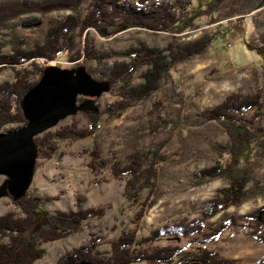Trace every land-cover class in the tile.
Masks as SVG:
<instances>
[{"label": "trees", "instance_id": "1", "mask_svg": "<svg viewBox=\"0 0 264 264\" xmlns=\"http://www.w3.org/2000/svg\"><path fill=\"white\" fill-rule=\"evenodd\" d=\"M82 1L0 0V35L11 37L12 53L11 57L4 56L3 49L9 42L0 40V69L9 66L14 71V80L0 85V133L10 132L5 130L8 125L23 127L27 124L21 107L22 99L37 84L49 62L56 60L60 54L69 55L71 63L95 62V74L110 84V94L117 98L103 109L108 117H113L117 112H125L149 100L170 81L176 66L199 57L210 47L213 42L211 35L194 42H182L179 38L181 34L199 28L198 19L209 16L210 24H216L264 7V0H208L204 8L197 10L193 9L194 0H173L168 3L158 0H92L84 18L71 15L62 20L50 21L38 38L18 36L13 29L16 26L11 24L21 12L45 15L55 7L77 11ZM39 24V20H34L26 27L33 28ZM134 28L171 34L172 41L164 49L140 44L116 54L97 50L91 43L81 40L82 34L88 29L96 31L102 38H111L121 31ZM261 42L256 51L264 57V37ZM123 57L127 60L109 62ZM138 77L141 82L135 83ZM83 100L79 98L78 102ZM83 113L89 123L98 122L97 114L88 110ZM196 116L203 122H216L228 139L225 145L209 144L213 165L197 172L195 184L199 186L214 179H222L227 186L205 202L198 218L190 222L183 220L178 228L184 237L202 235L203 240L210 241L230 226L249 227L250 236L264 245V205L242 217L223 214L213 230L204 232L206 223L221 212L230 207H239L252 197L264 195V186L257 179V172L264 163V90L260 88L251 95L232 93L216 107L196 113ZM170 124L171 121L165 118L159 124L149 120L148 135L154 137L166 133ZM86 135L85 130L78 129L76 122L47 131L34 140L38 158L51 159L58 150L60 140L76 141L84 139ZM178 136L179 150L172 156L160 154V146L146 148L136 138H132L124 159L115 156L104 159L101 147L96 143L88 152V168L94 176H99L103 169L109 168L114 178L124 181V200L136 202L139 191L157 189L158 176L165 165L170 161L183 164L193 154L187 130L179 127ZM253 146L255 151L251 158L244 160ZM146 199L149 201V196ZM52 200L30 197L28 194L20 200H12L15 209L0 216V264H34L45 254L42 244L76 233L86 221L101 218L105 214L103 208H78L73 212L56 211L53 214L38 210L43 201ZM77 202L80 205L84 199L77 198ZM142 211L137 213V218L143 215ZM160 237L157 231L137 242L134 232L122 233L111 244L109 257L102 259L96 252L99 243L96 238L89 245L65 254L56 264H188L193 261L202 264H236L216 250L203 249L194 255L184 253L178 245L153 247ZM257 264H264V259Z\"/></svg>", "mask_w": 264, "mask_h": 264}, {"label": "rangeland", "instance_id": "2", "mask_svg": "<svg viewBox=\"0 0 264 264\" xmlns=\"http://www.w3.org/2000/svg\"><path fill=\"white\" fill-rule=\"evenodd\" d=\"M158 1L168 3L173 0ZM82 2L77 11L55 7L45 15L21 12L11 24L16 26L13 29L18 36L38 38L50 21L62 20L71 15L84 18L92 0ZM207 2L208 0H194L193 9H202ZM34 20H39L41 24L33 28L26 27ZM210 21L209 16L202 17L197 21L199 28L179 36L182 42H194L205 35H211L213 42L210 47L199 57L176 66L170 81L149 100L108 117L103 109L105 105L112 104L117 99L110 91L99 99L87 97L78 104L90 102L91 107L87 110L98 115L99 120L95 123L99 128L94 132L88 131L89 125L93 123H89L84 110L60 121L51 129L76 122L78 129L85 130L87 135L84 139L76 141L60 140L58 150L51 159L37 158L34 177L27 194L30 197L53 199L43 201L38 209L40 212L53 214L56 211L73 212L78 208H103L105 214L101 218L86 221L76 233L58 241L42 244L45 254L34 264H56L65 254L89 245L90 241L96 238L99 239L96 248L98 257L107 258L111 253V244L116 242L122 233L134 232L136 241L141 242L157 231L161 237L154 242L153 247L178 245L184 253L194 255L203 249L216 250L236 264H257L264 259V245L250 236L249 227L230 226L210 241L203 240L202 235L184 237L182 230L178 228L181 221L190 222L198 218L205 202L211 200L219 189L227 186L222 179H214L199 186L195 184L197 172L213 165L212 155L208 150L209 144L225 145L228 139L216 122L196 119V113L216 107L232 93L251 95L260 88L264 90V57L256 51L264 37V7L220 23L210 24ZM2 36L0 35V40H11V37ZM81 40L91 43L97 50L117 54L140 44L164 49L171 43L172 36L168 33L134 28L121 31L111 38H102L96 31L88 29L82 34ZM3 53L4 56L11 57L10 42L4 47ZM126 60L123 57L111 59L109 62ZM48 66L61 69L83 66L92 78L107 82L95 74L96 64L93 61L71 63L69 55L60 54L56 60L49 62ZM13 80L14 71L9 66L0 69V85ZM139 82L141 80L138 77L135 83ZM151 114H155L156 118L153 119ZM163 118L171 121L168 133L154 137L148 135V121L159 124ZM179 127L187 130L193 154L183 164L170 161L165 165L163 172L158 176L157 189L139 191V199L136 202L124 200V181L114 178L109 168L103 169L99 176H94L88 168V152L96 143L101 147L104 159H111L112 156L124 159L129 149V140L132 138H136L137 142L146 148L160 146V154L172 156L179 150ZM15 128L21 127L8 125L5 130L12 131ZM254 151L255 146L243 159H250ZM257 179L264 186V163L257 172ZM148 196L149 201L146 199ZM77 198L84 199V202L79 205ZM11 199L13 198L7 190L6 178L0 176V216L15 209ZM263 205L264 195H258L239 207H230L209 220L204 232L213 230L223 214L242 217ZM141 209L143 215L137 218Z\"/></svg>", "mask_w": 264, "mask_h": 264}, {"label": "water", "instance_id": "3", "mask_svg": "<svg viewBox=\"0 0 264 264\" xmlns=\"http://www.w3.org/2000/svg\"><path fill=\"white\" fill-rule=\"evenodd\" d=\"M84 68L46 67L37 84L22 99L27 124L0 133V176L6 178L12 200L23 198L32 183L38 158L35 138L56 127L60 121L90 109V102L78 104L79 98L99 99L110 91L108 82L95 80Z\"/></svg>", "mask_w": 264, "mask_h": 264}, {"label": "built area", "instance_id": "4", "mask_svg": "<svg viewBox=\"0 0 264 264\" xmlns=\"http://www.w3.org/2000/svg\"><path fill=\"white\" fill-rule=\"evenodd\" d=\"M97 128H99V125H97V124L96 125L91 124L88 127V129H89L88 131L89 132H92V131L94 132V130H96Z\"/></svg>", "mask_w": 264, "mask_h": 264}]
</instances>
